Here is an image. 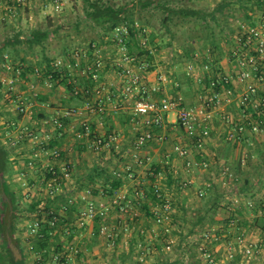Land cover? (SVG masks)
<instances>
[{
  "label": "crops",
  "instance_id": "1",
  "mask_svg": "<svg viewBox=\"0 0 264 264\" xmlns=\"http://www.w3.org/2000/svg\"><path fill=\"white\" fill-rule=\"evenodd\" d=\"M262 3L259 8V5L256 3H254L255 5L253 6L249 5L251 4L250 1L248 5L244 6L247 8L243 10L244 12L241 15L237 17H232L230 15L225 16L228 19L230 18L233 22H229L227 28L223 31L221 43L222 50H225V54L222 55L221 58L218 59V57L213 56L215 50H219L221 47L220 44H214V42L210 45L208 44L209 46H207L205 50H200V52L193 51L190 53L185 49L188 60L184 61V69L188 77V85L181 84L175 76L174 78L178 82V85L172 83L171 80L164 81L161 91L158 93L159 96L167 95L169 97H179L184 106L193 108L199 103L202 93L207 96L213 93V87L208 83L209 79L217 78L218 76L229 77L230 81L227 85L234 91L233 106L229 107L227 104H223L221 107L213 110V118L210 122V135L205 139L202 153L193 151V139L179 123L175 121L174 113L165 114L167 123L164 128L150 127L143 123L142 118L139 119L140 121L136 122L131 113V105L134 97L123 93L124 79L119 75L120 67L108 63H106L101 77V83L104 85L105 93V96L102 95V97L105 99H99L96 102L97 99L94 97L92 103L94 110H90L82 105L80 111L77 112L75 116L68 117V128L61 133L60 129L52 124V119L57 115V111L60 115H64L66 109H68L66 106L67 104L64 102V98L67 95L66 86L61 83L56 86H48L45 78H41L31 70L33 66L42 68L46 65L45 53L43 50L40 51V47L33 49L22 45L18 46L17 49L9 48L13 52L10 58L13 62H20L24 56L27 59L26 64H28V67L24 69L25 74L23 73V80L19 83L18 88L26 94L30 100L28 111L20 113L16 110L15 103L12 99L0 95V143L9 153L7 170L3 173L6 188H0V191H14L18 197V202L21 199L25 201V210L20 207L17 209L19 215L25 212L23 222L17 217L19 220L17 224L18 230L14 232V238L18 241L19 245V247L13 246L14 250H16L14 252L17 258L22 257V252L20 251L21 247L23 252L28 253V261L31 259L34 262L35 260V255L32 252L33 249L29 246L35 238L29 232V228L35 216L32 217L33 212L28 209L29 204L35 201L38 202L37 207L42 209L43 212L47 209H56L59 216L65 215L67 219L69 218L72 220V222L68 223V226L76 231L72 242L69 244L67 243V247L71 250L70 260H72L71 262L73 264L79 263L74 246H80L83 241H86V243L88 241L91 246L93 243V253H95L99 250L96 244H94V237H96V239L102 241L103 249L107 250L106 240L95 233L99 222L97 223V221H95L89 227H81L77 223V205L69 207L67 211L68 214L62 209L68 194L82 191L76 188V179L84 177L89 166L97 165L99 164L98 161H101L89 147L79 151L76 146L78 145L77 143H79L76 137L79 127L84 121H89L91 125L95 126L99 135L106 138L111 133L117 135L118 139L113 143L114 153L110 148L104 149L103 152L106 160L101 162L106 163L111 167L110 169H116L118 171L116 173L118 174L120 173L118 169L125 172L128 171V166H132L129 171L130 173L128 172V180L121 187L128 189L129 193L133 194L135 191L142 188L146 191H150L153 186L158 185L161 191H163L170 200L172 199L171 195H173V193L165 191V188H170L171 185L173 186V183L178 181L177 178L179 175L178 171L175 169V161L178 160L174 159H180L184 163V159L179 156L175 149L176 144L188 146L192 150L191 155L194 159L200 162L202 160L209 162V167L203 168L200 165H194L191 169H188L184 163L185 175L190 182H196L194 176L192 179H189L192 170L200 171V174L203 172L204 178L198 176V180L201 179L202 182H204L203 187L200 189L206 190V202L198 209L201 214L206 213V225L202 224V231L200 230L201 244L205 243L206 247L212 251L216 264H264V229L262 227L264 223L261 222V220L264 219V191L259 187H255L257 181L264 178V113L254 115V117L262 121L263 131L255 133L248 130L237 141H230L227 139L226 135L230 125L229 121L224 118L225 116H229L233 121H247V117L242 115L239 105L238 94L243 90V85L238 78L239 67L237 66L236 59L232 57V54L238 44L237 38L239 28L237 22L243 21L252 24L264 23V3ZM255 9H259L258 13ZM18 15H21V13L18 12ZM12 17L14 16L5 17L4 11L0 9V25L6 20H11ZM228 25L230 28H228ZM151 30L152 29H150V36ZM5 39L6 38L0 41V61L3 60L1 44ZM133 46L134 51L143 55L141 54L142 51L138 49L137 46ZM157 53L159 52L156 51L151 57L149 55L146 57L150 61L151 68H149L152 69V73L146 72L147 74H144V80L148 81L150 84L157 82L158 76L164 74L162 72V65L165 62L163 58L164 54L162 51L160 55ZM208 59L213 63L211 70L206 71L201 67L200 70L194 69L191 70V72L189 71V65L198 64L202 66ZM77 75L82 76L85 75V73L80 70V72H77ZM172 78L173 77H171V79ZM192 87L194 92L191 90ZM170 88H174V91L172 90L174 95L169 94ZM115 93H117V96ZM184 93L187 95L189 94L190 98L191 96L194 97V100H192V102L190 100L188 103L185 102ZM38 95H40V97L36 98ZM40 98L45 99V102L41 101ZM25 126L30 127L33 134H24L19 138V133ZM146 129H151L155 137L139 152L143 162H134L130 157L134 139L139 132ZM58 132L59 134H57ZM163 135L164 139H161L160 136ZM168 137L170 140L166 141ZM56 138L59 140L58 148L61 152H65L64 158L60 156L56 160V163L59 164L60 168L65 163L70 164L71 171L76 175L72 176L71 174V178L67 181H63L60 177L56 184H54L53 195H50V188L47 183L49 173L42 165L45 160L50 157L45 152L46 143L54 141ZM13 139L17 140L15 145H12L11 141ZM31 160L35 162L34 166H29L28 163ZM95 161L97 162L95 163ZM198 167H200L201 170H199ZM221 167L227 168V172H222L223 169H221ZM194 174L195 172L193 175ZM219 182L223 183L224 187H221L222 189L217 191L215 195L214 190ZM196 197L201 199L197 195V192ZM95 198L99 200H108V198L99 195H95ZM183 198L184 200L189 199L188 196H183ZM4 202V196L0 192V219L3 216ZM249 202L253 204L251 205ZM143 203L144 201L139 207V212L142 209ZM172 204L174 206L173 213L176 208L174 202H172ZM187 204V206H189L190 203L187 202ZM150 208H152V206ZM145 213L148 217L146 221L141 222L142 214L140 212V216L132 220V228L130 231H120L119 238H122L121 234L127 236L126 239L123 240L127 245L124 247L122 245L120 251L124 252L134 239L137 242L141 238L146 240L145 247L148 251L152 245H154L155 248L163 245L167 236L152 240L148 239L144 233H141L142 228L146 229L153 224L152 215L146 211ZM116 215H118L117 212ZM113 218H115V216ZM231 219H234L233 224L230 223ZM167 222L170 224V234L175 235L177 238L176 247L180 248L183 238L187 236L174 233L176 227L175 223L171 224L169 219ZM194 225L196 226L197 224L195 223ZM205 229L206 232L210 231L211 234L209 237H206V240H203ZM67 233L66 235L62 230H56L53 234L54 240H52L51 243L57 240H66L71 232ZM188 233H191V230L188 231ZM188 233L186 232V234ZM116 243H119V240ZM249 244L255 245L257 249L255 254L251 256L245 255V248ZM4 245L3 236L0 234V251ZM83 246L82 244V247ZM82 247L80 249H82ZM107 247L109 246L107 245ZM88 250L87 248L85 252L87 253ZM90 257L88 253V259L91 262L93 258ZM205 263L209 264L207 261H205ZM29 264L32 263L29 262ZM46 264H50V261L48 260Z\"/></svg>",
  "mask_w": 264,
  "mask_h": 264
},
{
  "label": "built area",
  "instance_id": "2",
  "mask_svg": "<svg viewBox=\"0 0 264 264\" xmlns=\"http://www.w3.org/2000/svg\"><path fill=\"white\" fill-rule=\"evenodd\" d=\"M30 0H0V9L4 11L5 17H11L18 12H22V9L29 4ZM211 3H218L221 0H209ZM47 5H51L56 10L62 8L61 0H50ZM238 38L237 48L232 54V57L236 59L237 66L239 67L238 78L243 85V90L238 94L239 105L241 107L242 115L247 117V121L244 120H231L229 116H225L229 121V129L227 131V139L230 141H237L246 131L258 133L263 131L262 121L258 120L254 115H260L264 113V23L252 24L249 22H237ZM108 43L98 47L95 52L97 57L93 62L86 61V65L82 67L81 59L87 58V53L84 50H77L74 52V62L70 63L68 60L58 58L54 64L60 69L66 62L76 69L82 70L85 74L90 73L95 79L102 77V71L106 66L107 59L112 60V64H115L119 69V75L123 80V93L126 95H132L134 97L131 105V113L133 119L141 117L143 123L148 126H155L157 128H164L167 119L165 114L174 113L175 121L188 133L193 139L194 149L196 153H202L205 144V139L210 135L211 126L210 122L213 118V110L221 107L223 104L232 107L234 102V91L227 84L229 83V77L218 76L217 78H211L210 86L213 87V93L200 95L199 103L193 107L188 108L184 106L179 97H169L167 95L159 96L164 81H172L175 85L178 82L173 77L169 79L164 74L158 76L157 82L149 83L144 80V74L150 67V61L146 58L148 55H154L157 51L156 46H153L150 42V28L143 25L138 20H125L122 23L116 25V27L107 36ZM133 41V42H132ZM137 43L141 51H145L143 55H139L138 52L132 51V46ZM112 49V51H108ZM104 50H107L103 52ZM0 61V95L5 98H10L15 103V108L20 113L28 111L30 106V100L26 94H24L19 88V83L23 80L22 66L18 63H13L12 60ZM212 61L206 60L202 66L198 64L189 65L188 69H199L202 67L204 70L209 71L212 69ZM34 72L42 77L40 67H35ZM51 75L44 77L46 84L51 86L49 79ZM219 84V85H218ZM219 86V88H217ZM97 93L100 95L104 91V85L101 83L97 86ZM207 89V86H206ZM80 91L85 94L87 91L79 88L76 92ZM84 106L90 110H94V106L91 101H87ZM80 109L73 108L66 111V113H77ZM57 115L52 119V124L58 128L63 126L60 119V113L57 111ZM140 119V118H139ZM83 129L87 136L91 132V126L89 121L83 123ZM24 134L32 135L30 127H23L19 133V138ZM78 137L82 135L77 132ZM155 137L154 132L151 129H146L139 132L133 142L132 150L130 151L131 160L134 162L142 163L143 159L139 154L140 150L147 146L148 143ZM164 139V135L160 136ZM118 139L117 135L110 134L107 138L95 135L90 140L89 147L93 150L100 148L109 149L114 142ZM12 145H15L17 140L13 139ZM175 149L180 157L184 159V163L188 169H191L194 165H200L203 168L209 167L210 163L206 160L201 162L194 159L191 153L192 150L185 145L176 144ZM50 157L45 160L43 167L47 172L51 173L48 177V186L50 188L49 194L53 195L54 184L61 179L67 181L71 178V173L68 164L65 163L60 168L56 160L60 157V151L58 148L46 149L45 151ZM29 166H34L33 160L29 161ZM132 166H128L127 170L130 171ZM222 172H227V168L221 167ZM130 173V172H129ZM71 189V188H70ZM153 190L158 198V201L152 205L151 212L153 218V224L149 227L142 228L141 233H144L148 239H157L162 236H167L158 248L162 250L171 251L176 246V236L170 234V224L167 222L170 214L173 211V204L171 200L164 196L161 192V188L158 185L153 186ZM71 191V190H70ZM206 194L205 189H199L197 195L201 198ZM147 199V191L142 188L135 191V193H129L128 189L120 188L115 191L108 200L97 199L90 188L83 189L67 195V199L62 206L64 211H67L70 206L77 205V223L81 227H89L97 219L99 220L96 234L103 237L107 245L113 247L119 239L121 230H131L132 220L140 216L139 207L142 202ZM251 205L252 202H249ZM116 212L118 215H116ZM115 216V218H113ZM58 221V216L54 217L52 223ZM40 219H35L30 226L31 233L38 232ZM230 223H234V219H231ZM210 231H205L203 240L209 237ZM86 241H83L80 246H74L76 252L84 245ZM146 240L139 239L137 241V247L135 253L140 261H148L149 254L152 247L147 250ZM154 246V245H153ZM32 248V246H31ZM256 246L249 244L245 248V255L251 256L256 252ZM201 256L209 264H216L215 257L212 251L206 247L203 243L199 247ZM69 262V261H68ZM58 264H69L64 261L58 262ZM72 264V263H70Z\"/></svg>",
  "mask_w": 264,
  "mask_h": 264
},
{
  "label": "trees",
  "instance_id": "3",
  "mask_svg": "<svg viewBox=\"0 0 264 264\" xmlns=\"http://www.w3.org/2000/svg\"><path fill=\"white\" fill-rule=\"evenodd\" d=\"M174 0H80L82 12L77 15L76 19L74 20L75 23H73L69 29L65 28V32L67 36H73L79 35L81 37V46L71 47V42L67 43H61L60 44V50L59 53L50 55L47 53V46L45 44V40L49 38L51 35L58 34L60 32V29L62 27H54L50 29V27L46 30H41L37 27H34L29 31L28 34L24 36L22 31H17L16 34L6 37L5 41L2 42L1 49L3 51V60H7L5 58V55H7L8 59L11 58V55L13 52L11 49H17L18 46H28L33 49L36 47H40L41 50L44 51V55L46 58V65L44 67H40L42 77L44 78L46 76L51 75L49 77L52 85L56 86L57 84L61 83L62 85L66 86V97L64 98V102L67 104L66 106L68 110L80 109L82 105H84L87 101H91L93 103L94 97L97 99L96 102L100 99L104 100L105 98L102 97L105 96L104 91L102 94L97 93V86L100 84V79H95L90 73H86L85 75L78 76L77 72H80L79 70H76L72 68L68 62L72 63L74 62L75 54L74 52L77 50H84L87 53V58L81 59V65L82 67L86 65V61L93 62L94 59L97 57L95 50L100 47L103 44H107V36L111 33V31L116 27V25L122 23L125 20H134L138 19L140 20L143 25L148 26V28L151 30V36H150V42L153 44V41L156 37V30L153 29L151 24L148 21H143L142 19L138 18L136 15V12L139 13L142 11V9L146 7H154L159 8L164 12V15L162 17V24L166 28L167 32L172 36L173 30L171 23L174 21V19L179 15L180 17H183L185 19H189L192 16L200 15L202 17H210L214 21H219V15L220 13H223V10L230 5L232 1L229 0H221L214 7L212 10H199V11H193L192 13L189 12L188 6L183 7H175L173 6L172 2ZM253 3H256L257 5H260L262 3V0H251ZM188 2V1H187ZM263 4V3H262ZM247 7L243 6V9ZM21 13V11L19 12ZM210 28V24H208ZM63 29V28H62ZM73 33V34H72ZM89 33V34H87ZM83 34V35H82ZM83 36V37H82ZM214 36V37H213ZM207 38H212V42L214 44L216 43L214 40L215 33L214 31H209L206 34ZM133 42V41H132ZM211 42V43H212ZM135 46H137L138 49H140L137 45V43H134ZM134 46H132V51ZM107 50H104L105 52ZM108 51H112V49H108ZM145 53V51H142L141 54ZM50 55V56H49ZM140 55V54H139ZM151 57V55H149ZM58 58H63L68 60V62L65 63L64 66H61L60 69L55 66L54 62ZM11 60V59H10ZM26 57L24 56L20 62L18 63L20 66H22V76L23 73L25 74L24 69H27L28 64H26ZM108 64H112L111 59H105ZM15 63V62H13ZM35 67L33 66L31 70L34 71ZM24 71V72H23ZM211 79L208 80V83L210 84ZM51 85V86H52ZM219 85V84H218ZM82 88L86 90L87 92L85 94L81 93L80 91L76 92V89ZM218 88V86H217ZM117 96V93H115ZM40 95H38L36 98H39ZM41 101L45 102V99L40 98ZM98 108V107H97ZM64 115H60V119L63 123V126L60 129L61 133L62 131H65L67 127V120L70 116H75L76 113H66ZM133 117V116H132ZM141 118V117H139ZM139 118H137L139 120ZM137 122V120L135 119ZM85 122V121H84ZM83 122V123H84ZM83 123L79 127L77 132H80L82 135L81 137H78L76 134V137L78 138L77 141V149L80 151L82 149H86L89 147L90 140L94 138L95 135H99L95 129V126L91 125V132L87 136L85 135V131L83 129ZM55 126V125H54ZM155 127V126H154ZM59 134V132L57 133ZM115 135L114 133H111ZM101 136V135H100ZM59 140L56 138L54 141H50L46 143V149H54L58 148ZM90 148V147H89ZM59 149V148H58ZM91 149V148H90ZM105 148H100L98 150H93L95 152V155L101 159V161L106 160L105 154H104ZM112 152L114 151V146L112 145L110 147ZM60 151V156L64 158L65 152ZM114 153V152H113ZM101 161H98L99 164L94 166H89L87 173L84 175V177H79L76 179V188L79 190L90 188L94 195H99L104 198H109L115 191L120 189L128 180V172L129 171H121L119 170V174L116 169H110L106 163H103ZM9 162V153L3 148V146L0 143V188H6L4 184V178L3 173L6 172L7 166ZM97 161H95L96 163ZM70 173L72 176H75L76 174L71 171V166L68 164ZM49 176H51V173L49 172ZM2 195L4 196L5 202L3 205V216L0 219V234H2L5 245L2 246V249L0 251V264H29L27 260L28 253L23 252V250L20 247V251L22 252V257L17 258L16 254L14 252L13 246H18V241L14 238V232L15 230H18L17 224L19 223V220L17 217L19 216L18 212V197L14 191H0ZM162 194L163 191H161ZM164 196H166L164 194ZM158 201V198L153 190V188L150 189V191H147V199L144 200V203L142 205V209L145 210L147 213L152 215L151 212V206L155 204ZM38 202H32L29 204L28 209L33 212L34 219H40V225L38 232L35 234L31 233V229L29 228V232L35 237L33 242L29 244V246H32L33 254L35 255V260L33 264H46V262L49 260L50 264H58L60 261H64L67 263H72L70 260L71 258V250L67 247V245L72 242L73 236L75 234V231L68 226V223L72 222L71 219H67V217L64 215L59 216L58 211L55 209L53 210H46L45 212L42 211V209H39L37 207ZM71 207V206H70ZM39 209V210H38ZM264 209V208H263ZM71 210V208H70ZM42 211V212H41ZM68 211V210H67ZM66 213L68 214V212ZM58 216V221L56 223H52L54 220V217ZM202 216H205L203 214ZM203 220V217H199L198 221ZM264 220V219H263ZM97 223L99 220H96ZM264 229V224L262 225ZM69 228V229H68ZM73 228V227H72ZM56 230H62L63 233L66 235L67 232H71V234L66 238V240H57L51 243L53 239V234ZM56 238V237H55ZM68 243V244H67ZM90 244L87 241L85 242L82 249H80L76 256L78 258V261L80 264H91L88 259V252L86 253L85 250L87 248L90 249ZM137 247V242L134 239V241L129 245V248L125 250L124 252L120 253L118 257L114 258H108L105 259L104 264H192V263H181L178 260H171L167 257H159L157 260L150 262L148 261H140L135 253V248ZM28 252V251H27ZM69 261V262H68ZM73 264V263H72Z\"/></svg>",
  "mask_w": 264,
  "mask_h": 264
},
{
  "label": "rangeland",
  "instance_id": "4",
  "mask_svg": "<svg viewBox=\"0 0 264 264\" xmlns=\"http://www.w3.org/2000/svg\"><path fill=\"white\" fill-rule=\"evenodd\" d=\"M49 1L50 0H30L29 4H27L25 8L22 9L21 15H18L17 13L15 15L13 14L14 17H12L11 20H6L5 22H3L2 25H0V41H2V39L6 37L16 34L17 31H22L25 36L34 27H37L41 30H46L49 27L50 29L54 27H62L63 29L61 28L58 34L51 35L47 40H45V44L48 48L47 53L50 55L59 53L61 43L71 42V47L73 48L78 45L81 46L82 38L79 37V35L77 36L72 33L73 36H67L65 32V28L69 29L70 27H72L71 25L75 23L74 20L76 19L77 15L82 12L80 0H61L63 5L59 10H56L51 5H47ZM229 1H232L230 5L223 10V13L218 14V22L214 21L210 17L206 18L200 15L192 16L189 19H185L178 15L171 23V28L173 30L172 36L169 34V32H167L166 28L162 24V17L164 15V12L161 9L149 6L142 9V11L139 13L136 12V16L138 18L142 19L143 21H148L151 26H153L152 28L156 30L155 32H157V35L153 41V46H156L157 52H159L157 53L158 55H160L161 51L164 54L163 58L165 59V62L162 65V72L167 77H169V79L176 76L181 84L188 85V77L184 69V61L188 60V55L185 52V49L190 53L193 51L200 52V50L202 49L205 50L206 47L209 46L212 42V38L210 39L206 37V34L210 30L214 31L215 33L214 40H216V44H220L221 46L219 50H215L213 56H216L219 59L222 55L225 54V50H222L221 38L224 29L227 28V24L232 21L230 18L228 19L225 16L230 15L232 17H237L241 15L244 12L243 6L248 5L251 0ZM262 2L264 3V0H262ZM172 4L175 7L188 6L190 13L199 10H212L214 5H216L214 3H211L209 0H174ZM249 5L253 6L255 4L251 1V4ZM255 11L258 13L259 9H255ZM208 24H210V28ZM228 28H230L229 25ZM39 49L41 51V48ZM150 68L147 70V73H152V69ZM172 90L174 91V88L169 89L170 95H174L172 93ZM191 90L194 92L193 87L191 88ZM183 96L185 102L187 103L188 101L190 102V100L191 102L192 100H194V97L191 96L190 98L189 94L187 95L186 93H184ZM168 140H170L169 137L166 141ZM174 160H178L175 161V169L178 171L179 175L177 178L178 181L176 183H173V186L171 185L170 188H165V191L173 193V195H171V200L172 202H174L176 208V210H174V212L170 214L169 220L171 221V224L175 223L176 225L174 233H180L182 234V236L187 237L183 238L180 248H177L175 246L171 251L162 250L161 248H155V246L152 245V249L150 251L151 258L149 259V261L153 262L159 257H167L171 260H178L181 263H187L191 261L189 263L206 264L204 258L199 252V247L202 243L200 240V230L202 231V224L206 225V213L205 216H202L203 214L198 211V209H200L199 207H201L202 204L206 202V194L204 197H201V199L196 197V192H198V190L203 187L204 182H202L201 179L198 180V176L200 178H204L202 174L203 172L200 174V171L198 172L196 170H192L189 179H192L194 176L196 182H190L187 180L188 177L185 175L184 163L180 159ZM198 169L201 170L200 167H198ZM194 172L195 174L193 175ZM221 187H224L223 183L219 182L218 186L214 190L215 195L217 194V191H220L222 189ZM255 187H259L264 191V178H261L259 181H257ZM183 196H188L189 199L184 200ZM187 202L190 203L189 206H187ZM18 205L21 209L25 210V201L23 199L18 202ZM140 212L142 214L141 222L146 221L148 217L145 213V210L141 209ZM18 217L19 220L23 222L25 212H22V214H20ZM199 217H203V220L198 221L197 219H199ZM261 222L264 223V220L262 219ZM195 223L197 224L196 226L194 225ZM190 230L191 233H188V231ZM186 232L188 234H186ZM121 236L122 238L118 239L119 243H117V245L115 244L113 247H107L106 244L107 250L103 249L104 247L102 246V241L94 237V244H96V247L99 250H97L98 252L93 253L94 246L93 243L90 242L92 243V246H90V249L88 248L90 251H87L89 253V256L93 258L90 263L104 264L106 261L105 259L118 257V255L122 253V251H120V249L122 248L121 246L123 245L124 247L127 245L125 241H123L127 236L125 234H121ZM28 262H31L33 264V261L31 259Z\"/></svg>",
  "mask_w": 264,
  "mask_h": 264
},
{
  "label": "water",
  "instance_id": "5",
  "mask_svg": "<svg viewBox=\"0 0 264 264\" xmlns=\"http://www.w3.org/2000/svg\"><path fill=\"white\" fill-rule=\"evenodd\" d=\"M13 249H14V247H13ZM14 251H16V250H14Z\"/></svg>",
  "mask_w": 264,
  "mask_h": 264
}]
</instances>
